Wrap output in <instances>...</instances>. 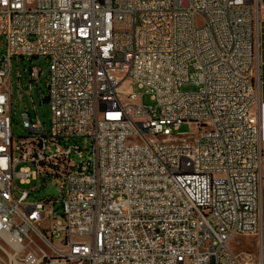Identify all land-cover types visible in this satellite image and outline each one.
<instances>
[{
  "label": "built area",
  "instance_id": "1",
  "mask_svg": "<svg viewBox=\"0 0 264 264\" xmlns=\"http://www.w3.org/2000/svg\"><path fill=\"white\" fill-rule=\"evenodd\" d=\"M260 9L0 0V264H245L231 244L264 223ZM27 56L49 61L51 120L26 113L15 137L11 67ZM52 179L58 199L18 195Z\"/></svg>",
  "mask_w": 264,
  "mask_h": 264
},
{
  "label": "rangeland",
  "instance_id": "2",
  "mask_svg": "<svg viewBox=\"0 0 264 264\" xmlns=\"http://www.w3.org/2000/svg\"><path fill=\"white\" fill-rule=\"evenodd\" d=\"M5 41L0 37V59L5 53ZM35 67L41 71L39 81H32L30 77V69ZM48 75H49V61L43 57L30 58L25 57L14 59L11 67V95H12V112L14 116L12 132L15 137L26 136L27 133L22 127V117L26 113H30L32 119L39 118L46 127L50 126L51 111L49 104L42 103V99L48 96ZM183 92L193 93L197 91L194 85H184ZM132 91L138 95L139 99L145 105L153 104L149 95H144V91L137 86L132 87ZM195 128L183 124L175 133L183 137L192 135ZM77 159V157H75ZM18 195L20 191H29L31 193L29 201H38L44 198L58 199L61 194V185L58 181L52 179L43 187L42 182L32 183L29 185H20L18 183ZM58 205H56V209ZM57 222H64V218L60 210L56 214ZM63 235L56 242H61ZM2 244L9 252H12L10 245H7L0 239ZM231 248L235 254L240 256L245 264H260V255L258 250V237L255 235H248L236 238ZM3 253L0 250V255Z\"/></svg>",
  "mask_w": 264,
  "mask_h": 264
},
{
  "label": "crops",
  "instance_id": "3",
  "mask_svg": "<svg viewBox=\"0 0 264 264\" xmlns=\"http://www.w3.org/2000/svg\"><path fill=\"white\" fill-rule=\"evenodd\" d=\"M259 45H258V90H259V102L257 106V113L259 116L260 126H261V148H262V158H261V180L263 187V202H264V0H261L260 9V24H259ZM258 250L260 258L264 264V223L261 235L258 237ZM2 256V254L0 255ZM5 258V256L3 255ZM42 264H50L44 262ZM63 264V263H57Z\"/></svg>",
  "mask_w": 264,
  "mask_h": 264
},
{
  "label": "water",
  "instance_id": "4",
  "mask_svg": "<svg viewBox=\"0 0 264 264\" xmlns=\"http://www.w3.org/2000/svg\"><path fill=\"white\" fill-rule=\"evenodd\" d=\"M49 101H50V98L49 96L45 97L43 100H42V103L44 104H49Z\"/></svg>",
  "mask_w": 264,
  "mask_h": 264
}]
</instances>
